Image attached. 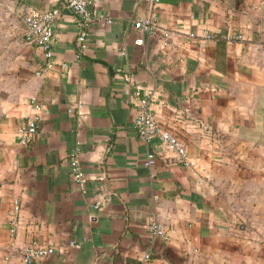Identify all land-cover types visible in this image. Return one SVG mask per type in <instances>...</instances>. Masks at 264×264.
Segmentation results:
<instances>
[{"label": "crops", "instance_id": "0c3cea01", "mask_svg": "<svg viewBox=\"0 0 264 264\" xmlns=\"http://www.w3.org/2000/svg\"><path fill=\"white\" fill-rule=\"evenodd\" d=\"M54 7L48 63L25 41L24 16ZM93 9L111 22L91 24L81 56L78 17L62 0L0 9L10 40L0 47L9 66L0 77V264H26L20 249L33 242L56 251L31 264H137L147 249L148 264H264V0H94ZM148 13L158 35L136 24ZM233 32L244 37L228 42ZM137 86L153 93L157 120L192 165L158 138L142 140ZM32 95L43 115L24 144L17 131ZM76 152L86 185L73 177ZM153 220L167 237L152 235Z\"/></svg>", "mask_w": 264, "mask_h": 264}, {"label": "built area", "instance_id": "2783aa9c", "mask_svg": "<svg viewBox=\"0 0 264 264\" xmlns=\"http://www.w3.org/2000/svg\"><path fill=\"white\" fill-rule=\"evenodd\" d=\"M153 2L154 0H147ZM63 4L73 10L78 17V32H77V44H78V56L86 51L89 44L90 27L91 24L97 19H105L107 22H111V18L104 14L95 13L93 9L94 0H62ZM60 15V9L58 7L50 8L47 10H30L24 16V39L26 42L34 45H38L43 49L44 56L48 63L53 59V41L55 38V26L54 23ZM136 24L145 32L150 35H158L157 17L148 13L145 17L139 18ZM205 37L212 39L213 33H206ZM228 42H233L244 37L242 32L227 33L225 35ZM144 37L137 38L138 44H143ZM43 72V71H41ZM135 94L138 96L137 107L138 114L135 118L134 125L142 138V140L149 144L155 137L160 140L168 149L173 150L176 153L177 161L183 165L190 166L193 164V160L189 156L186 146L181 138L174 134L171 130L163 127L156 118V114L153 108V93L146 91L137 86L135 88ZM30 105L32 107V113L28 120L19 126L18 136L22 143L28 144L35 138L43 115V104L36 95H32L30 98ZM155 152L149 150L146 154L145 163L148 166H152L155 163ZM73 177L81 185H86L88 178L81 159L77 152L73 155L70 162ZM102 201H97V205ZM14 219L19 215L21 205L19 199H14L13 207ZM152 235L167 237L165 226L158 220H153L150 223ZM69 245L73 247H80L81 241L72 239L69 241ZM56 251L54 246L40 243H29L21 247L20 254L24 263L31 264L35 262L43 261L46 257ZM152 259L151 249H147L142 252L137 264H148Z\"/></svg>", "mask_w": 264, "mask_h": 264}, {"label": "rangeland", "instance_id": "374dc122", "mask_svg": "<svg viewBox=\"0 0 264 264\" xmlns=\"http://www.w3.org/2000/svg\"><path fill=\"white\" fill-rule=\"evenodd\" d=\"M0 9H2V11L4 9L6 11H9L11 9V0H0ZM4 24L5 23H3V25ZM0 25H2L1 22H0ZM6 45H10L9 35L6 34L5 31L0 30V47H5ZM0 54H1V51H0ZM8 68L9 66L0 65V77L2 74L4 75L7 72ZM0 81H1V78H0Z\"/></svg>", "mask_w": 264, "mask_h": 264}]
</instances>
